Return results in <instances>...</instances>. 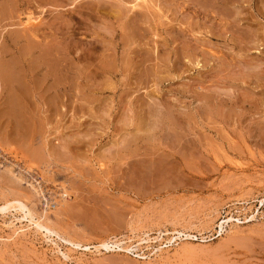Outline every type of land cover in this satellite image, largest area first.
<instances>
[{"label":"rangeland","instance_id":"374dc122","mask_svg":"<svg viewBox=\"0 0 264 264\" xmlns=\"http://www.w3.org/2000/svg\"><path fill=\"white\" fill-rule=\"evenodd\" d=\"M0 154V264H264V0H0Z\"/></svg>","mask_w":264,"mask_h":264},{"label":"bare ground","instance_id":"6f19581e","mask_svg":"<svg viewBox=\"0 0 264 264\" xmlns=\"http://www.w3.org/2000/svg\"><path fill=\"white\" fill-rule=\"evenodd\" d=\"M138 2V1H137ZM15 3V2H14ZM140 3V2H139ZM147 3V2H146ZM6 12V11H5ZM134 19V18H133ZM144 20V19H143ZM27 24V23H26ZM25 25V24H24ZM26 26V25H25ZM30 27V26H29ZM127 31V30H126ZM157 32V31H156ZM19 34H21V32L19 33ZM29 39V38H28ZM28 44V43H27ZM37 43H34V45H36ZM24 47H26V46H24ZM31 47V46H30ZM33 48V47H32ZM5 53V52H4ZM50 59V58H49ZM50 62V61H49ZM54 63V62H53ZM8 64V63H7ZM51 68V67H50ZM11 71H12V69H11ZM49 71H50V69H49ZM9 77V76H8ZM11 78H13L12 76H11ZM15 79L16 78H14V81H15ZM13 81V80H12ZM13 81V82H14ZM17 82V81H16ZM19 84V83H18ZM35 84V83H34ZM20 85V84H19ZM21 86V85H20ZM21 87H23V86H21ZM23 89V88H22ZM23 91V90H22ZM25 91V90H24ZM17 99V98H16ZM45 103V102H44ZM1 155V154H0ZM12 163V162H11ZM14 164V163H13ZM30 172V171H29ZM28 172V173H29ZM31 176V175H30ZM35 179V178H34ZM42 183V182H41ZM39 185V188H41V186H40V184H38ZM46 185V184H45ZM34 186H32V188H33ZM36 187V186H35ZM38 187V186H37ZM36 187V188H37ZM46 187V186H45ZM38 190H41V189H38ZM35 191V190H34ZM42 191V190H41ZM37 192V191H36ZM39 192V191H38ZM42 193V192H41ZM42 196H43V194H42ZM55 196V195H54ZM47 199V198H46ZM48 200V199H47ZM262 202V204H264V200H261ZM18 205V208L19 209H21V210H23V211H25L26 212V214H25V217L26 216H31V221H33L34 219V216H35V214H39L38 212H36L35 211V209L32 207V206H29V204H28V201H26V200H22V199H11V200H5V202H4V204L3 205H1V207H0V210H6V209H10L11 207L13 208H15L16 206ZM7 211V210H6ZM253 214V213H252ZM36 215V216H37ZM251 216V215H250ZM21 218V217H20ZM252 218H253V216H252ZM233 217L232 216H230V217H227V218H224L221 222H220V224H219V237L221 236L222 237V235L225 233V224L226 223H228V222H231V221H233ZM34 225H36L37 226V229L39 228V229H46V231L47 232H50V233H56V234H59V231H57V229H55L54 228V226L52 225V222H51V220L49 219V214H48V212H44V213H42V215H40L39 216V218L38 219H36L35 221H34ZM38 229V230H39ZM22 230V229H21ZM177 232V231H176ZM185 233V232H184ZM171 234V233H170ZM179 234H181V233H179ZM144 235V234H143ZM186 235V234H185ZM206 236V235H205ZM205 236H203V237H197L196 235L195 236H191L190 234L188 235L187 234V236H186V238L187 237H191V238H194V240H197V241H199L200 243H208V242H210L211 240H212V238H208V237H205ZM139 237V236H138ZM179 238V237H178ZM181 238V237H180ZM154 239H156V237L154 238ZM174 238H170V240H169V244H168V246H167V248L168 247H171V246H174L175 244H173V243H175V242H173L174 240H173ZM72 240V239H71ZM71 240H69V238L68 239H66V241H68V242H70V243H73V244H76V245H80L79 243H75V242H73V240L71 241ZM153 240V238H151L149 235L148 236H141V237H139V239H138V242H139V244H143V243H149L150 241H152ZM178 239L176 238V240L175 241H177ZM132 241V240H131ZM120 244H121V242H118V243H116L115 245L117 246V247H120ZM114 244H112V245H110L108 242H104L101 246L102 247H106V248H110V247H112V248H110V249H114L113 247L115 246ZM115 246V247H116ZM96 248V247H95ZM160 248V247H159ZM96 249H99L98 247L96 248ZM122 249H125L126 251H131V249H132V244H130V245H128V246H126V247H124V248H122ZM161 249H163V248H161ZM160 250V249H159ZM157 253V252H156ZM155 253V254H156ZM65 256V255H64Z\"/></svg>","mask_w":264,"mask_h":264}]
</instances>
